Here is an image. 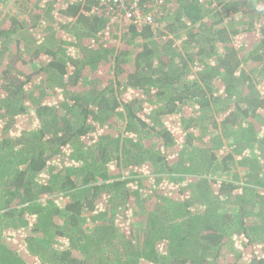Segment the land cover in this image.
Here are the masks:
<instances>
[{
	"label": "trees",
	"instance_id": "obj_1",
	"mask_svg": "<svg viewBox=\"0 0 264 264\" xmlns=\"http://www.w3.org/2000/svg\"><path fill=\"white\" fill-rule=\"evenodd\" d=\"M118 22L0 0V264H264V0Z\"/></svg>",
	"mask_w": 264,
	"mask_h": 264
},
{
	"label": "built area",
	"instance_id": "obj_2",
	"mask_svg": "<svg viewBox=\"0 0 264 264\" xmlns=\"http://www.w3.org/2000/svg\"><path fill=\"white\" fill-rule=\"evenodd\" d=\"M88 0H82L85 3ZM93 11H104L120 22L156 26L165 16L169 0H90ZM145 3V4H144Z\"/></svg>",
	"mask_w": 264,
	"mask_h": 264
},
{
	"label": "rangeland",
	"instance_id": "obj_3",
	"mask_svg": "<svg viewBox=\"0 0 264 264\" xmlns=\"http://www.w3.org/2000/svg\"><path fill=\"white\" fill-rule=\"evenodd\" d=\"M119 21V20H118ZM118 23H121V22H118Z\"/></svg>",
	"mask_w": 264,
	"mask_h": 264
}]
</instances>
